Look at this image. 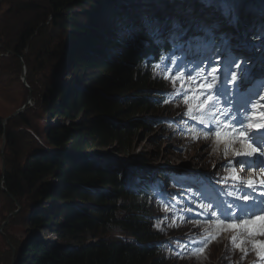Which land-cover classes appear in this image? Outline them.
I'll list each match as a JSON object with an SVG mask.
<instances>
[{"label":"trees","instance_id":"16d2710c","mask_svg":"<svg viewBox=\"0 0 264 264\" xmlns=\"http://www.w3.org/2000/svg\"><path fill=\"white\" fill-rule=\"evenodd\" d=\"M145 1L160 9L171 4L170 0H27L19 4V12L33 16L21 29L12 52L22 56L27 50L28 74L36 78L38 67L41 73L46 71L54 47H59L63 61L55 74L60 80H51L41 95L43 116L54 123L32 124L22 113L4 126L0 118V137L6 135L13 155L6 161L5 185L8 196L19 202L34 195L37 205L30 214L31 228L56 233L59 241L29 236L9 264H165L158 247L148 244L159 236L148 221L146 201L160 192L158 184L135 180L136 186H131L130 173L118 162L108 166V161L87 155L91 150L101 153L110 144L129 152L140 130L166 123L164 115L155 112L166 108L165 96L142 64L148 55L157 60L173 50L181 35L174 32L163 38L155 28L147 29L154 18L152 10L142 11ZM199 1L174 2L192 13ZM239 1L245 8L241 14L250 11L264 19V0ZM127 7L141 31L137 44L129 36L107 39L102 35L104 27H97L99 16L109 18ZM65 78L75 81L69 84ZM41 80L28 78L35 89ZM144 114L154 116L139 118ZM16 120L24 125L29 141L15 133ZM36 136L46 146L38 145ZM130 163L143 165L148 159L139 156ZM42 199L50 201L49 206L42 207Z\"/></svg>","mask_w":264,"mask_h":264},{"label":"rangeland","instance_id":"374dc122","mask_svg":"<svg viewBox=\"0 0 264 264\" xmlns=\"http://www.w3.org/2000/svg\"><path fill=\"white\" fill-rule=\"evenodd\" d=\"M24 1L27 0H0V118L3 120L4 126H7V121L25 113L32 124L36 123L43 127L49 123H54L55 120H49L43 116L41 95L46 94L48 88H50L51 80H60V76H56L55 74L58 70L56 68L62 66L61 63L63 59L60 57L59 47H54L55 49L52 53L54 56L46 63V71L41 73L42 67H38L37 70L34 71L36 77L34 78L31 73L28 74L29 67L26 60L27 50L23 52L22 56L15 55L12 52L13 45L21 29L33 16L32 14L19 12V4ZM174 1H169V3H171L169 9L174 8L173 13H179L180 11L177 8L179 5H176L177 3ZM228 1L237 8L238 12L245 9L242 7L244 4L239 0ZM145 3L150 5V10H152L151 7H153L154 10L159 9L158 7H154L152 3L146 1ZM209 3L208 9L205 6H200V12L197 15L201 16V19L195 20L191 28L185 31L183 40L188 44L194 43L195 51L199 49L209 51L210 54L205 58L211 59L215 57L217 60L215 59L214 62L220 69L225 65V61L229 59V56L224 51L226 48H222L218 53L211 50L212 44L208 49L207 45L201 47L199 42H194L197 35L201 37L207 36V41H210L213 36H221L224 34L231 35L232 33L226 27L224 20H221L222 22L220 23L216 22L219 18L218 16H220L219 11L213 10L217 6V0H209ZM147 5L143 6V12L149 11V9L145 8L148 7ZM127 9L131 10L130 7H127ZM168 10L164 12V15H169ZM204 16L206 17L204 18ZM244 16L245 18L247 17L246 13L243 12L242 18H244ZM108 17L109 18L99 16L96 21L97 27L102 25L106 28L104 32H111L106 35V38H117L118 36L127 35L133 38V40L138 38L135 32L130 29L136 19L132 12L123 10L115 12L114 15H109ZM154 25L155 23L150 24V26ZM159 25L161 26V23H159ZM166 28L169 30L168 27ZM166 28L165 25L162 27V29ZM48 33L49 36H53L54 30L49 28ZM260 47L261 43H256V45H252V48L247 47L246 49L235 51L238 59H242L247 63L243 75V77L246 76V78H243L245 89L247 88V84H251L254 79L259 76L258 72H256L255 75L249 78L248 72L252 69V63L256 62V56ZM189 51H192V49L189 48ZM182 59L183 58L175 54H168L164 56L162 61L158 64L161 71L156 72V74L165 81V84L162 86L169 92V95L174 98V100L170 101L168 107L165 109L160 108L155 111L160 115H165L168 116L167 118H170L169 123H167L164 128L163 126L154 125L150 130H140L135 136V140L129 152L118 150L114 144L108 145L101 150V153H97L93 150L88 152V154H97L96 157H94L96 159L105 162L108 161V163H106L108 166L118 162L124 169L129 168L134 174H139L140 178L141 173H144L148 174L150 177H154L156 179L155 181L159 179L162 191L165 193L164 197L167 199H160L157 215L154 216V225L156 229L165 232L166 235L181 232L183 230L175 227L173 228L172 224L169 222L177 210V205L171 204L169 198H174L175 196L181 197L179 194L180 191H183L181 193L182 195L185 193L189 198L196 196L192 190L194 187L191 189L185 187L183 190L179 188L181 182L183 184L187 181L179 179L178 174L182 172L194 174L207 170L213 165L212 161L215 160V157L210 156L209 153H211L212 150H217L214 144L208 142L207 145L204 142L197 141L196 134L198 132L206 134L208 131L204 127H197L196 125L193 127L191 123L192 120H200L194 119V117L202 119L205 117L204 110H197L199 101H197L195 97L199 96L200 92H202L199 85L203 83L205 77H207L209 68L206 69L203 66L191 64L190 62L183 64ZM164 71L172 72L168 79L164 78L166 75ZM181 71L184 74L183 77L173 83V78L179 75ZM261 73L264 74V69ZM24 74L25 77L23 78ZM28 78H33L35 81L42 78L41 83L36 82L35 84V86H38V89H35L31 85ZM65 80L69 84L75 81L70 80V78L63 79V81ZM185 99L188 100V103H185ZM203 99H205V97H200L201 101ZM27 101L29 103L22 112L6 120L7 117L13 115V113L21 108ZM190 106L192 107V113L188 115ZM157 113L154 114L158 116ZM154 114L140 115L139 118H150L154 116ZM80 117L82 118L83 115ZM61 122L65 125L68 124V121L65 119L61 120ZM13 124L15 133H22V137L19 136L20 138H23L25 141H27L28 138L30 139L29 135L26 134L24 130V125L19 120L13 121ZM188 132L191 133L189 134ZM215 133L212 137L216 139ZM36 139L38 145L46 146L44 139L37 136ZM24 140H22L21 143H25ZM13 154H15V150ZM11 155V144L10 146L7 145L6 135H3L0 137V264H9L10 260L12 262L14 255L17 253V249L24 244L29 236L41 238L43 240L59 241L56 233L47 230H33V228H31L30 214L37 205L34 195L23 198L21 202L14 197L10 198L8 196L4 174L6 169L9 168V163H6V161L8 162L9 157H13V155ZM139 156H146L148 163L143 165H134L130 163L135 157ZM56 183H58V181ZM42 201L44 202V206L42 207L49 206L50 201L43 199ZM76 204L85 205V203L82 202H77ZM181 205L182 207L185 206L184 204ZM194 227H196V224ZM194 240V237L190 239L191 242ZM173 242L174 241H169L166 248L169 260L167 264H231L230 261L228 263L225 261L224 257L228 250V246L224 243L217 246V249L212 247L213 249L211 248L212 250L208 251L207 254L198 259V261H186L181 259L178 255L171 257L168 250H170L169 245L173 244ZM228 257L231 258V256ZM253 261L264 264L263 259L258 257Z\"/></svg>","mask_w":264,"mask_h":264},{"label":"snow or ice","instance_id":"6c2138e0","mask_svg":"<svg viewBox=\"0 0 264 264\" xmlns=\"http://www.w3.org/2000/svg\"><path fill=\"white\" fill-rule=\"evenodd\" d=\"M240 66H241V62H237V64L234 66V72H233V75H232V80L233 81H236L237 80V73L239 72V69H240ZM219 67L218 65L217 66H214V67H211L209 68L208 70V74H207V77H205V81H207V83H201L199 85V88L201 89H204V91L200 92V95L195 97V99L197 101H199V104L197 106V110H202V108L204 107V105H206L208 103V101H210L213 97H212V93H211V89L215 86L216 82L218 81L219 77L216 75V73L219 71ZM152 71L153 72H159L161 71L160 70V66L159 65H154L153 68H152ZM203 71V70H202ZM166 73L165 75V79H168L169 76L171 75V71H164ZM183 72L181 71L179 73V75L175 76L173 78V83H175L176 80L178 79H181L183 77ZM200 97H205V99H203L202 101L200 100ZM185 103H188V100L185 99ZM192 113V107L190 106L189 109H188V115H191ZM194 119H200V122L201 123H204L203 119L202 118H196L194 117ZM250 128H256V129H259V128H264V124H250L249 125ZM241 137H243L244 139H247V134L246 133H240ZM215 136H216V140L218 143H221L223 142L224 140L227 139V137L222 134L221 132L217 131L215 133ZM245 147L247 148H251V145L250 144H246ZM256 150L255 149H252L251 151H248L246 153H241V152H236V155H252ZM238 163H240L241 165L244 163L243 161H239ZM260 181H261V185H264V177H261L260 178ZM249 187L252 186V182L249 181L248 182V185ZM247 223V222H246ZM230 228H236V227H239V225H236V224H230L229 225Z\"/></svg>","mask_w":264,"mask_h":264},{"label":"bare ground","instance_id":"6f19581e","mask_svg":"<svg viewBox=\"0 0 264 264\" xmlns=\"http://www.w3.org/2000/svg\"><path fill=\"white\" fill-rule=\"evenodd\" d=\"M215 149H217L216 145H215ZM251 208L252 207H250L249 209H251ZM249 209H248L247 212H248L249 215H252V216H250V218H252L254 216V214H257L258 213V211L255 210V209H252L251 211ZM202 217L204 219L208 220V221L206 223H197L195 228L198 227L200 229H204L207 226H210L211 224H215L219 220L225 219L226 218V215L222 211H220L217 207L210 206L209 207V210H208V213L207 214H203ZM248 219H249V217H248ZM250 221H251L252 224H256V225H259L260 226V230H257V233L254 232L252 235H256V236H258V237H260V238L263 239L264 238V230H263L262 224L260 222L256 221V219H252ZM227 229H230L231 231L235 230V228H230L229 225H218L215 228V231L212 234H222ZM248 237L249 238H252L253 236L252 237L246 236L244 238V240L246 241V239ZM263 261H264V259H263Z\"/></svg>","mask_w":264,"mask_h":264},{"label":"water","instance_id":"95a60500","mask_svg":"<svg viewBox=\"0 0 264 264\" xmlns=\"http://www.w3.org/2000/svg\"><path fill=\"white\" fill-rule=\"evenodd\" d=\"M24 77H25V74L23 75V78H24ZM28 103H29V102L27 101V102H26L21 108H19L18 110H16V111L13 113V115L7 117L6 120H8L10 117H12V116H14V115H16V114L22 112V111L27 107V104H28ZM4 122H5V121H4Z\"/></svg>","mask_w":264,"mask_h":264}]
</instances>
